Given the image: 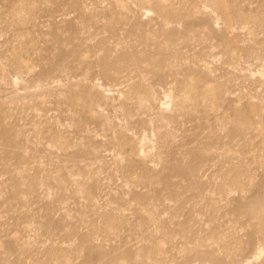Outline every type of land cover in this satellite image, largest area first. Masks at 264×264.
<instances>
[{
  "label": "rangeland",
  "instance_id": "obj_1",
  "mask_svg": "<svg viewBox=\"0 0 264 264\" xmlns=\"http://www.w3.org/2000/svg\"><path fill=\"white\" fill-rule=\"evenodd\" d=\"M0 264H264V0H0Z\"/></svg>",
  "mask_w": 264,
  "mask_h": 264
}]
</instances>
